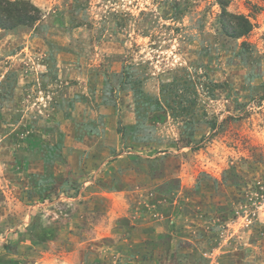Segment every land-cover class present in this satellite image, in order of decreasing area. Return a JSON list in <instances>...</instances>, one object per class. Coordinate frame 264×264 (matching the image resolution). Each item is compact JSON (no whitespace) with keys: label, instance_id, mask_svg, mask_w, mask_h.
Returning <instances> with one entry per match:
<instances>
[{"label":"rangeland","instance_id":"obj_1","mask_svg":"<svg viewBox=\"0 0 264 264\" xmlns=\"http://www.w3.org/2000/svg\"><path fill=\"white\" fill-rule=\"evenodd\" d=\"M7 1L0 264H264V0Z\"/></svg>","mask_w":264,"mask_h":264},{"label":"trees","instance_id":"obj_2","mask_svg":"<svg viewBox=\"0 0 264 264\" xmlns=\"http://www.w3.org/2000/svg\"><path fill=\"white\" fill-rule=\"evenodd\" d=\"M6 5H11L10 2H8L7 0H0V27L4 28V29H10L12 27L15 26V23H10L11 17L9 14V10L8 8L5 6ZM220 4L223 6L224 10H223V17L224 18H230L231 20H235L237 21L236 23L234 22L233 25H229L225 22V26L223 27L224 32L227 33L229 36L232 37H242L245 35H248L251 30H252V25L251 23L244 19V18H240V17H236V16H232L230 15V13H228L226 11V3L225 2H220ZM37 12H40L38 9H35ZM5 14V15H2ZM19 24H32L34 21L39 20L38 18L31 16V15H27L22 13L19 17H18ZM18 23V22H17ZM17 25V24H16ZM42 226V225H41ZM47 230L45 231H41L39 232L37 230V232L34 231V233L32 232V235L30 236V241L32 242H38L41 244H47L48 241H52L55 239L56 233L55 232H47Z\"/></svg>","mask_w":264,"mask_h":264},{"label":"crops","instance_id":"obj_3","mask_svg":"<svg viewBox=\"0 0 264 264\" xmlns=\"http://www.w3.org/2000/svg\"><path fill=\"white\" fill-rule=\"evenodd\" d=\"M48 229V231L47 232H55L56 233V236H57V229H56V227H52V226H49V225H40L39 227H36L35 228V232H37V230L39 231V232H41V231H45V230H47ZM42 233V232H41ZM56 236H55V239H56ZM54 239V240H55ZM54 240H52V241H54ZM49 242H51V241H48L47 243H49ZM41 244V243H40Z\"/></svg>","mask_w":264,"mask_h":264}]
</instances>
